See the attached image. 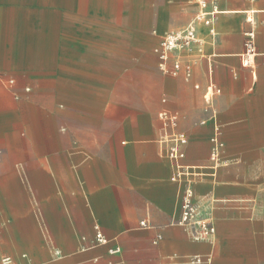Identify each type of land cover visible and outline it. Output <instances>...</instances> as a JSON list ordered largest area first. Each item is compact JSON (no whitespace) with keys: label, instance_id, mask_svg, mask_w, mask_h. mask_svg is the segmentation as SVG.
<instances>
[{"label":"crops","instance_id":"crops-1","mask_svg":"<svg viewBox=\"0 0 264 264\" xmlns=\"http://www.w3.org/2000/svg\"><path fill=\"white\" fill-rule=\"evenodd\" d=\"M216 1L215 34L199 25L202 44L165 62L181 57L172 75L162 43L193 19L197 0H0L1 255L17 264H264V0ZM252 27L254 68L240 57ZM211 82L221 89L215 118L204 100ZM162 111L188 136L187 165L210 163L220 129L225 164L201 169L194 184L217 227L210 240L175 222L189 176L177 177L159 142ZM198 255L212 262L193 263Z\"/></svg>","mask_w":264,"mask_h":264},{"label":"built area","instance_id":"built-area-1","mask_svg":"<svg viewBox=\"0 0 264 264\" xmlns=\"http://www.w3.org/2000/svg\"><path fill=\"white\" fill-rule=\"evenodd\" d=\"M197 11L193 19L188 25L177 31H171L164 37L160 57L163 60V67L172 75H177L182 69L181 57L175 58L172 68H169L167 61L172 59L174 55H181L184 51L191 50L202 44L198 34L199 25H204L212 34H215V23L219 13L221 12L219 4L216 0H197ZM255 28L252 27L246 33L245 50L241 54V61L245 67H255L257 56L259 55L256 43ZM264 58V53L262 54ZM186 74L190 76L189 68L186 69ZM221 89L217 88L213 82L209 84L204 95V100L207 104V109L212 110V117H216V112L213 110L214 99ZM163 128L165 130L162 137L159 139L164 154L176 162L179 169L177 177L189 176L186 181L184 193L181 201V211L179 218L175 221L178 225L184 228L187 234L194 241H205L212 239L217 233L210 206L206 200L196 197L194 184L197 177L202 176L201 169L209 168L217 170L225 164L223 153L225 143L221 139L220 129H216L212 137V150L209 157L210 163L207 166H192L184 164L186 157L185 146L188 143V136L178 129V116L176 113L162 111L160 113ZM141 226L151 228L152 224L148 220L141 221ZM96 239L99 244H107L108 239L102 233L100 228L96 227ZM1 235V231H0ZM162 236H158L154 241L157 243ZM121 248L116 246L110 249L111 253H119ZM212 256H195L192 259L193 263H211ZM0 264H17L11 255L0 254Z\"/></svg>","mask_w":264,"mask_h":264},{"label":"rangeland","instance_id":"rangeland-1","mask_svg":"<svg viewBox=\"0 0 264 264\" xmlns=\"http://www.w3.org/2000/svg\"><path fill=\"white\" fill-rule=\"evenodd\" d=\"M259 205V209L262 213H264V188L262 190V195L260 199L256 202ZM264 261V260H262Z\"/></svg>","mask_w":264,"mask_h":264}]
</instances>
